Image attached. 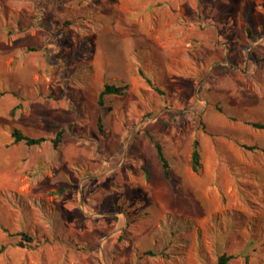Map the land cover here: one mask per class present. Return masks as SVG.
<instances>
[{"label": "rangeland", "instance_id": "obj_1", "mask_svg": "<svg viewBox=\"0 0 264 264\" xmlns=\"http://www.w3.org/2000/svg\"><path fill=\"white\" fill-rule=\"evenodd\" d=\"M0 90V264H264V0H0Z\"/></svg>", "mask_w": 264, "mask_h": 264}, {"label": "trees", "instance_id": "obj_2", "mask_svg": "<svg viewBox=\"0 0 264 264\" xmlns=\"http://www.w3.org/2000/svg\"><path fill=\"white\" fill-rule=\"evenodd\" d=\"M248 31H250V28H248ZM142 74L145 75V72L143 70H140ZM150 82H152L151 79H149ZM127 86L125 85H117L115 83H109L106 82L103 89L100 91L99 97H98V104L100 105L101 108L105 109L106 108V96L107 95H123L126 92ZM161 91V90H160ZM162 92V91H161ZM8 93L7 90H0V99L4 97ZM163 93V92H162ZM21 107V104L15 106L11 114L15 115V112L18 108ZM218 110L221 112H224V109L221 106H218ZM247 124L253 126L254 128L257 129H264V123L262 122H257V121H247ZM99 127L102 132H104V124H103V116H100L99 119ZM64 133L65 129L62 128L60 129L56 135L53 138H49L46 136H31L28 134H25L21 129L19 128H13L11 134L14 139V142H24L28 146H36V145H41L44 142L51 140L54 147L57 149L61 145L63 138H64ZM148 136L150 137L152 143L154 144L157 156L162 163V167L164 170L165 177L168 180H172V166H171V161L170 158L168 157L167 153L165 152L164 145L160 142V140L157 139V137L150 131H147ZM241 146L247 150L257 152L260 151L264 154V146H261L259 144H243L241 143ZM201 140L199 137H195L192 143V155H191V162H192V168L195 172H199L200 169L203 166L202 163V153H201ZM21 236L24 239V241H29L32 242L34 240V237L31 236L30 234L26 232H21ZM20 246L24 247L25 244L24 242H21L19 244ZM6 249V246H4L0 251H4ZM146 255H151V256H157L158 253L155 252L154 250H147L145 252ZM165 256L168 257L169 255L165 253ZM235 259L234 255H230L228 253H224L218 256L217 258V263L216 264H230V262ZM138 264V263H136Z\"/></svg>", "mask_w": 264, "mask_h": 264}, {"label": "crops", "instance_id": "obj_3", "mask_svg": "<svg viewBox=\"0 0 264 264\" xmlns=\"http://www.w3.org/2000/svg\"><path fill=\"white\" fill-rule=\"evenodd\" d=\"M221 112V111H220ZM222 113H225V112H222ZM224 121H226V120H224ZM226 124V123H225ZM208 132V131H207ZM171 161V160H170ZM191 164H192V162H191ZM171 166H172V169H171V172L173 173V171H174V169H175V167H174V165L172 164V162H171ZM164 171V170H163ZM165 175V174H164ZM173 175V174H172ZM166 178V177H165ZM167 179V178H166ZM168 180V179H167Z\"/></svg>", "mask_w": 264, "mask_h": 264}]
</instances>
